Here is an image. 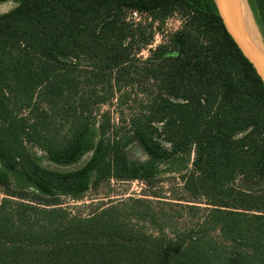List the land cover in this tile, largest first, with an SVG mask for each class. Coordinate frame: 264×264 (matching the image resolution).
<instances>
[{"label":"trees","instance_id":"trees-1","mask_svg":"<svg viewBox=\"0 0 264 264\" xmlns=\"http://www.w3.org/2000/svg\"><path fill=\"white\" fill-rule=\"evenodd\" d=\"M11 1L0 14V264H264V191L233 186L264 175V85L214 0ZM246 2L264 40V0ZM132 11L150 22L128 20ZM174 13L181 27L141 60L153 22ZM136 79L147 89L125 127L149 160L130 164L99 107ZM33 147L60 164L92 153L56 172ZM175 160L186 170L178 201L204 211L188 228L166 233L143 198L86 216L61 206L112 179L151 185Z\"/></svg>","mask_w":264,"mask_h":264},{"label":"rangeland","instance_id":"rangeland-1","mask_svg":"<svg viewBox=\"0 0 264 264\" xmlns=\"http://www.w3.org/2000/svg\"><path fill=\"white\" fill-rule=\"evenodd\" d=\"M15 6L16 3L11 0L0 2V14L10 11ZM248 10L251 28L255 32L256 38L259 42L264 43L259 29L255 24L253 15L249 8ZM127 19L144 24L150 22V19L145 13L139 14L135 17L131 12H128ZM182 22L183 16L179 13L172 14L164 21L157 20L153 22L151 27L153 31L152 41L150 45L140 50L139 58H141V60L146 59L150 54L149 50L155 49L159 44L168 40L170 35L181 27ZM145 89H147L146 85L136 79L132 88L127 91V94L121 99V101L113 99L107 104L99 107V114L108 113L111 123H114L119 127V133L122 137V149L130 164L144 163L149 160V157L138 141L128 131L127 127H125V121L127 118L141 109V102L143 99L142 93ZM95 142L96 137L94 136L92 140L93 146L95 145ZM32 152L36 156L38 165L41 167L56 172H67L83 166L90 158L92 150L84 152L75 162L66 164L51 161L48 155L38 147H33ZM160 166L165 170L162 174L157 176V179L151 185L139 180L117 181L112 179L101 182L96 186H92L79 200H72L70 197H60L61 206L66 207L69 211L75 214L86 216L87 214L96 211L99 207L108 206L110 202L121 201L128 198H143L152 202L150 206L156 213L158 212V221L165 227L166 233H170L173 230L188 228L203 216L204 211L199 210L198 212L187 213L182 207V205H186V203L178 201L179 198L184 197L185 195L182 182V176L186 171L184 169L185 164H181L178 160H175L168 163L165 162ZM186 167L191 169L190 165ZM9 175L12 179L13 186L16 189H22L27 186L23 178L13 177L10 173ZM233 186L244 192H263L264 175L250 181L244 179L242 176H237L233 181ZM150 195H155L157 197H152ZM199 207H201L200 209H203L202 207L205 206L199 204ZM144 227L148 231L155 230L151 228L148 223H145Z\"/></svg>","mask_w":264,"mask_h":264},{"label":"water","instance_id":"water-1","mask_svg":"<svg viewBox=\"0 0 264 264\" xmlns=\"http://www.w3.org/2000/svg\"><path fill=\"white\" fill-rule=\"evenodd\" d=\"M241 1L242 0H214V3L225 30L243 56L252 65L264 85V43L260 42L262 45L261 47L253 42L240 27V23L237 19V8Z\"/></svg>","mask_w":264,"mask_h":264},{"label":"bare ground","instance_id":"bare-ground-1","mask_svg":"<svg viewBox=\"0 0 264 264\" xmlns=\"http://www.w3.org/2000/svg\"><path fill=\"white\" fill-rule=\"evenodd\" d=\"M237 19L240 23V27L242 28L243 32L256 44L261 45L259 40L256 38L255 32L252 30L250 21H249V15H248V6L246 4L245 0H242L237 8Z\"/></svg>","mask_w":264,"mask_h":264},{"label":"built area","instance_id":"built-area-1","mask_svg":"<svg viewBox=\"0 0 264 264\" xmlns=\"http://www.w3.org/2000/svg\"><path fill=\"white\" fill-rule=\"evenodd\" d=\"M131 13H132L135 17L139 15V14H138L137 12H135V11H132Z\"/></svg>","mask_w":264,"mask_h":264}]
</instances>
